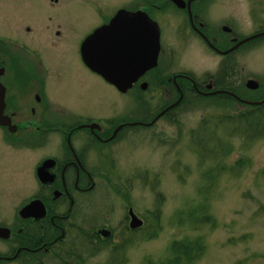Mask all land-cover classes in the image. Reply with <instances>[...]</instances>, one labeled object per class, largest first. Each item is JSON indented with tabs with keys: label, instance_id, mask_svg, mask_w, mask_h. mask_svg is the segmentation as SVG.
<instances>
[{
	"label": "rangeland",
	"instance_id": "374dc122",
	"mask_svg": "<svg viewBox=\"0 0 264 264\" xmlns=\"http://www.w3.org/2000/svg\"><path fill=\"white\" fill-rule=\"evenodd\" d=\"M123 1L127 0H82L75 11L69 4L65 6L64 21L72 37H76L71 44L79 42L96 24L93 10ZM17 2L8 0L6 6L11 26L19 15L20 22L31 23L32 29L29 32L23 26L10 29L0 22V32L13 35L16 31L21 36L38 38L41 43L48 39L50 48L53 38L46 25L53 31L55 23L63 18L54 17V8L47 0H24L23 10ZM211 6L214 22L230 18L242 34L264 29L262 0H214ZM262 35L238 47L225 73L220 71L219 58L202 42L203 45L186 36L189 43L181 58L177 42L170 44L177 50L174 59L177 64L171 70H184L197 80L213 74L218 86L239 96L256 94V102L262 101L242 104L225 91V95L222 91L213 96L192 95L181 106L174 101L165 110L167 120L150 130L139 129L133 140L112 146L113 155L126 169L111 174L114 189H119L122 195H114L112 186L105 184L104 200L101 203L95 200L88 216L74 222L83 230L88 228L89 234L84 237L73 230L68 240L72 245L61 244L56 257L49 253L39 264H166L173 255V241L195 239H200L204 248L197 256H192L195 249L190 251L191 261L186 264L264 263V124L258 119L264 114V108H260L264 98L259 99L264 94ZM51 59L45 55L46 68L53 76L50 87L67 107L92 112L97 107L104 109L107 116H114L110 112H125L133 106L129 93L121 94L108 84L104 86L91 74L85 76L74 52L71 71L66 75L65 64L60 66L63 71L60 79L54 78L55 61ZM249 76L259 82L260 89L246 86ZM84 80L89 86L81 92L77 86L82 90ZM152 91L147 92V96H154L150 101L159 96L156 90ZM141 102L137 98L138 110ZM24 172L30 174L26 166ZM1 204L11 208L13 200H3ZM128 206L141 220L135 228L128 226ZM102 226L112 231L105 241L92 234L96 227Z\"/></svg>",
	"mask_w": 264,
	"mask_h": 264
},
{
	"label": "flooded vegetation",
	"instance_id": "af4514ba",
	"mask_svg": "<svg viewBox=\"0 0 264 264\" xmlns=\"http://www.w3.org/2000/svg\"><path fill=\"white\" fill-rule=\"evenodd\" d=\"M47 1L54 8V17L63 18L55 23L53 31L46 25L53 38L50 48L48 39L41 43L38 38L21 36L16 31L13 35L0 32V264H39L49 253L56 257L61 244L72 245L68 240L73 230L86 237L88 228L85 232L74 222L88 216L95 200L97 203L104 200L105 184L115 188L111 174L126 170L113 155L112 146L133 140L139 129L150 130L167 120L165 110L174 101L178 100L176 106H181L192 95L213 96L211 92L216 90L227 94L223 92L225 88L217 85L218 79L213 74L197 80L184 70H171L177 64L174 61L177 50L171 43L177 42L180 58L189 43L186 36L203 43L219 58L220 71L225 73L238 47L257 38L236 44L264 31L242 34L230 18L214 22L216 18L211 11L214 0H127L93 10L96 24L72 45L76 37H72L62 9L69 4L75 11L82 0ZM18 2L23 10L24 0ZM7 4L8 0H0V11L3 10L0 22L10 29L23 26L29 32L32 24L20 22L19 15L11 26ZM155 51L156 63L150 67ZM73 52L85 76L91 74L104 86L108 84L121 94L129 93L131 109L117 114L115 110L110 112L114 116H107L104 109L96 107L92 112L69 108L59 100L50 87L53 76L44 58L47 54L55 61L53 75L60 79L63 72L60 66L65 64L66 75L72 69ZM105 60L132 61L136 65L140 60V68L130 72L133 79L125 91L91 68L90 62ZM251 78L254 79L251 76L247 79ZM256 82L258 90L261 87ZM84 83L82 90L78 86L77 90H87L89 85L86 80ZM152 90L159 96L150 101L154 96H147V92ZM239 97L258 100L256 94ZM137 98L142 100L141 110L137 109ZM262 98L264 94L259 99ZM25 166L30 171L28 176ZM112 192L121 193L119 189ZM8 199L13 200L11 208L1 204ZM102 228L108 227H96L92 234L105 241L112 231L108 228L110 233L102 237L98 233Z\"/></svg>",
	"mask_w": 264,
	"mask_h": 264
},
{
	"label": "water",
	"instance_id": "95a60500",
	"mask_svg": "<svg viewBox=\"0 0 264 264\" xmlns=\"http://www.w3.org/2000/svg\"><path fill=\"white\" fill-rule=\"evenodd\" d=\"M156 30H155V44L157 45V31ZM262 34H264V31L257 33V34H254V35H251V36H248V37L244 38L243 40H241L236 45H238L241 42L246 41L252 37H255L257 35H262ZM155 57H156V51H155L153 58L150 60L149 64L152 63L150 65V67L155 66V63H156ZM90 63H91V68L101 72V74L108 81L113 83L121 91H125L130 86L131 80L133 79L132 76L130 75V72L132 73L135 69H139L141 66V63H138L137 65L134 64V67H135V68H133L134 70L130 71V69H131V62L130 61L105 60V61H100V62L94 61V62H90ZM246 81H247L246 82L247 87H249L251 89H255L258 87V84L255 80L248 79ZM219 91H222V90H216V91H213V93L219 92ZM223 91L230 93L236 99L241 100L245 103L256 104V103H260L262 101L261 100V101L256 102V101H249V100L241 99L240 97H238L236 94H234L232 92H229L226 90H223ZM129 216H130V220H129V227L130 228H135L141 224V220L137 218V216L133 213L131 208L129 209ZM98 233L101 234L103 237H107L108 234L110 233V231L108 229H99Z\"/></svg>",
	"mask_w": 264,
	"mask_h": 264
},
{
	"label": "trees",
	"instance_id": "16d2710c",
	"mask_svg": "<svg viewBox=\"0 0 264 264\" xmlns=\"http://www.w3.org/2000/svg\"><path fill=\"white\" fill-rule=\"evenodd\" d=\"M236 100V99H235ZM237 101V100H236ZM264 108V105H261L260 108ZM261 125L264 124V114L258 118ZM204 245L202 244V241L200 239H195L193 241H187L182 242L181 240H175L171 243V251H172V258L171 260L166 264H186V262H190V251L192 252L194 249L195 251L192 252V256L198 255L199 252L203 250ZM69 252H66V255H68ZM71 254H74L71 253ZM63 257V255H62ZM147 264H160L157 263H147Z\"/></svg>",
	"mask_w": 264,
	"mask_h": 264
},
{
	"label": "bare ground",
	"instance_id": "6f19581e",
	"mask_svg": "<svg viewBox=\"0 0 264 264\" xmlns=\"http://www.w3.org/2000/svg\"><path fill=\"white\" fill-rule=\"evenodd\" d=\"M135 61H136V60H135ZM147 61H148V60H146L145 62H147ZM130 62H131V71H132V69L135 68V67H134V62H132V61H130ZM138 63H141L140 60H138ZM143 63H144V62H142V64H143ZM135 64H136V62H135ZM151 64H152V63H151ZM151 64H149L148 66H150Z\"/></svg>",
	"mask_w": 264,
	"mask_h": 264
}]
</instances>
